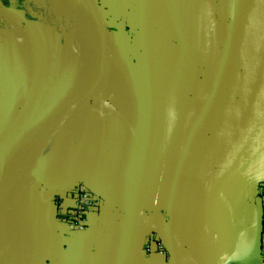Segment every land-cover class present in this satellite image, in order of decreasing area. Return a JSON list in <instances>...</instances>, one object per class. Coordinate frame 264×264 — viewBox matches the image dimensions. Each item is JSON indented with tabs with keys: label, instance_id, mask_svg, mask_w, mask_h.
Instances as JSON below:
<instances>
[{
	"label": "crops",
	"instance_id": "0c3cea01",
	"mask_svg": "<svg viewBox=\"0 0 264 264\" xmlns=\"http://www.w3.org/2000/svg\"><path fill=\"white\" fill-rule=\"evenodd\" d=\"M95 1L110 78L55 128L18 133L38 147L32 173L8 168L0 192V264H217L230 242L229 262L259 264L264 0ZM12 6L0 0L15 24L0 32V143L56 106L78 67L68 35ZM115 50L137 90L114 74ZM74 173L62 190L37 177ZM79 186L97 204L69 231L60 214ZM149 238L165 256L146 253Z\"/></svg>",
	"mask_w": 264,
	"mask_h": 264
},
{
	"label": "bare ground",
	"instance_id": "6f19581e",
	"mask_svg": "<svg viewBox=\"0 0 264 264\" xmlns=\"http://www.w3.org/2000/svg\"><path fill=\"white\" fill-rule=\"evenodd\" d=\"M50 1L56 7L59 13L62 14L73 25L74 36H73V44L71 47L75 49L76 56L78 59V67H76L77 72L71 87L65 92V94L62 96V99L56 103V106L53 105L52 108L49 107L47 111L45 110L46 113L51 112L53 109L60 106L64 102L68 101L70 98L74 97L75 95H78L90 89L98 81L94 31L88 10L83 0H50ZM43 113L46 114L45 112ZM19 128L16 131H18ZM17 133H20V131ZM14 138L15 135L13 134L9 139L5 149L7 172L9 168L10 170L19 169L20 171H24L25 173L26 172L32 173V166H31L32 157L31 159L26 161L24 154L27 151L31 149H36L38 147L37 142L33 136V133L31 132L22 136L19 139L18 147H17L18 140L16 139L17 141L15 142ZM16 147H17V151H16ZM102 174H103L102 172L95 173L94 171L90 175L93 176L95 175L97 177L98 175L101 176ZM103 175L106 174L104 173ZM76 176L77 175L74 173L73 175H60V176L45 175V176H37V177L47 188L62 190L67 186H69V184H71L76 179ZM96 177H91V179L94 180V178ZM10 181H11V177L8 176L6 180V185H9Z\"/></svg>",
	"mask_w": 264,
	"mask_h": 264
},
{
	"label": "water",
	"instance_id": "95a60500",
	"mask_svg": "<svg viewBox=\"0 0 264 264\" xmlns=\"http://www.w3.org/2000/svg\"><path fill=\"white\" fill-rule=\"evenodd\" d=\"M94 31L95 45H96V67L98 81L90 89L75 95L68 101L53 109L45 115L25 119L23 128L20 130L19 135L24 134L25 131L32 129H52L61 124L68 118L74 110L81 103L99 95L107 86L111 74V55L108 43V35L105 18L95 0H83ZM19 122L18 124H22ZM16 140L18 133L14 134ZM12 135L8 136L0 143V192L5 184L7 177L6 169V154L5 149L9 139ZM33 178H35L33 176ZM36 179V178H35ZM264 182V178L258 180V184ZM234 243L230 242L222 257L218 260L217 264H228L233 253ZM260 253V251H259Z\"/></svg>",
	"mask_w": 264,
	"mask_h": 264
},
{
	"label": "rangeland",
	"instance_id": "374dc122",
	"mask_svg": "<svg viewBox=\"0 0 264 264\" xmlns=\"http://www.w3.org/2000/svg\"><path fill=\"white\" fill-rule=\"evenodd\" d=\"M13 8L21 10L27 20L35 21L47 26H51L55 30L62 31L68 35V43L70 46L73 44L74 30L73 25L68 21L50 0H8ZM15 26L14 23H9L4 18H0V32L7 31ZM72 48V47H70ZM73 49V48H72ZM114 74L119 77L121 73L123 82L130 84L132 90H137L140 86L138 79V71L136 65L129 60L128 54L123 51L115 50L114 53ZM27 120V119H26Z\"/></svg>",
	"mask_w": 264,
	"mask_h": 264
},
{
	"label": "built area",
	"instance_id": "2783aa9c",
	"mask_svg": "<svg viewBox=\"0 0 264 264\" xmlns=\"http://www.w3.org/2000/svg\"><path fill=\"white\" fill-rule=\"evenodd\" d=\"M257 195L260 202V262L264 264V182H260L257 188ZM74 204L69 209L61 210L60 218L63 225L69 231H84L86 228L85 215L89 210H92L97 201L93 194L86 188L79 186L74 189ZM146 253H155L159 256H165V249L157 244L156 240L149 238L146 243ZM228 264H247V263H233Z\"/></svg>",
	"mask_w": 264,
	"mask_h": 264
}]
</instances>
